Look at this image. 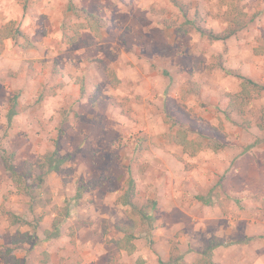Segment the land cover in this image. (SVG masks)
<instances>
[{"label": "rangeland", "instance_id": "rangeland-1", "mask_svg": "<svg viewBox=\"0 0 264 264\" xmlns=\"http://www.w3.org/2000/svg\"><path fill=\"white\" fill-rule=\"evenodd\" d=\"M231 1L0 0V27L25 35L0 47V150L32 166L34 196L0 152V264L9 248L21 264H204L212 239L218 264H264V91L225 115L239 75L264 86V0L240 3L247 26L226 41L186 30L222 33ZM82 11L106 27L68 45L63 25L72 33ZM178 129L223 148L192 155L171 139ZM57 141L63 171L38 186L36 163ZM128 200L151 206L150 220ZM120 225L134 229L131 253Z\"/></svg>", "mask_w": 264, "mask_h": 264}, {"label": "trees", "instance_id": "trees-1", "mask_svg": "<svg viewBox=\"0 0 264 264\" xmlns=\"http://www.w3.org/2000/svg\"><path fill=\"white\" fill-rule=\"evenodd\" d=\"M237 1L236 3V10H234V5L233 2H227V10L224 13V19L228 22L227 28L219 34H215L212 31H208L207 29L203 28L200 25H197L196 22L193 21H187L189 24V29H186L187 31L191 30L190 27L195 28L202 36L208 37L209 40L211 41H226L233 36L237 35L239 31L244 29L247 26V21H244L245 19V13L242 11L236 15L235 12L239 11L242 6L241 2L243 0H235ZM181 7V6H180ZM233 7V8H232ZM240 8V9H239ZM238 9V10H237ZM74 10V7H73ZM76 10V9H75ZM184 15H186V11H183ZM82 17L84 21L82 23L72 25L70 33L69 26L64 23L63 25V41L67 43L68 45H74L80 42L81 40V31L82 30H91L95 36L99 37L101 35L102 30L106 27V22L99 16H96L88 11H82ZM16 26V23L14 22H9L3 26L0 27V47L3 46L4 41L7 39H16L18 40L19 38H24V33L19 29V27ZM226 72L231 73V71L226 70ZM242 80V88L241 91L235 95L234 97L231 98L232 102L228 106V111H225V115L229 118L233 113H243V108L248 101L254 99L255 97L259 96V93L261 91H264V86L256 83L255 81L245 78L243 76H238ZM112 80L115 81V77L112 76ZM16 97H14L11 101V108L9 111V118L13 117L16 115V108H17V101ZM170 121H174L173 119H169ZM171 130L175 128V125L173 124L171 127ZM187 129H178L177 135L175 137L172 136V140L183 146L184 150L186 152H189L190 154L194 155L202 150H205V148H213L215 151H219L223 148V145L220 143L216 142V140H210V143H204L202 141H190L187 138L188 134ZM212 142V143H211ZM56 148L53 152L49 154L43 155L40 159H38L36 166L39 169V175L36 176L38 180V186H42V184L46 181L47 177L51 173L55 172H62L63 171V166L66 163L68 157L66 155H62L59 152V143H55ZM1 156H2V163L4 165L5 170L10 174V178L12 183L14 184L15 188L17 191L21 194H24L26 196H29L32 200H34V196L32 193V186L29 183V179L33 178V171L31 169L32 166H30V171H26L28 169L27 165L25 168L21 171H19L14 164V158H15V153H8L5 149L0 150ZM78 190L77 196H81L80 190ZM133 197L136 196L134 188L132 191ZM125 205L131 206L133 209V212L142 217L145 220L149 219V213L148 209L151 208V206H145V207H140L138 208L137 205H135L133 202L130 200L124 201ZM156 204V203H155ZM15 217H13V224H19L23 223V221H18L16 222ZM150 220V219H149ZM60 225H57V223H54L55 227V232L57 236H60ZM119 230L121 232H124L123 238L117 242L118 247L120 249H124L128 252H132L135 248V245L133 243V240H135V235H134V229L133 227L129 226H119ZM25 241V239H23ZM221 245L216 239H212L208 246L204 249L202 253V262L204 264H218L217 261L212 258V255L214 253V250L218 248ZM7 256L6 260L10 264H21V262L16 259V256L13 255V250L11 248L7 249ZM178 260H169L168 263L164 261H160V264H176Z\"/></svg>", "mask_w": 264, "mask_h": 264}, {"label": "crops", "instance_id": "crops-1", "mask_svg": "<svg viewBox=\"0 0 264 264\" xmlns=\"http://www.w3.org/2000/svg\"><path fill=\"white\" fill-rule=\"evenodd\" d=\"M6 252H7V250H6ZM13 255H15V254H13ZM16 259H18L19 261H20V259H19V257H18V255L16 256ZM21 262V261H20ZM10 264V263H9ZM47 264V263H46Z\"/></svg>", "mask_w": 264, "mask_h": 264}]
</instances>
